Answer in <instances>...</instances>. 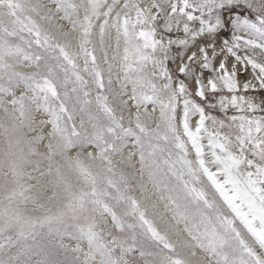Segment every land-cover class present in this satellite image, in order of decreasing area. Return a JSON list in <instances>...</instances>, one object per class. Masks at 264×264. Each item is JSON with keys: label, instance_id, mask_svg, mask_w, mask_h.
Listing matches in <instances>:
<instances>
[{"label": "snow or ice", "instance_id": "obj_1", "mask_svg": "<svg viewBox=\"0 0 264 264\" xmlns=\"http://www.w3.org/2000/svg\"><path fill=\"white\" fill-rule=\"evenodd\" d=\"M0 264H264V0H0Z\"/></svg>", "mask_w": 264, "mask_h": 264}]
</instances>
